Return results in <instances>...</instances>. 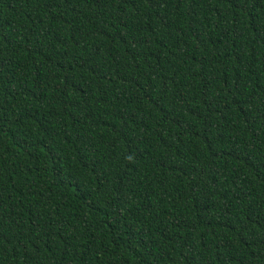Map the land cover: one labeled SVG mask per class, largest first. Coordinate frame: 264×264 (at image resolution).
<instances>
[{
	"label": "trees",
	"instance_id": "obj_1",
	"mask_svg": "<svg viewBox=\"0 0 264 264\" xmlns=\"http://www.w3.org/2000/svg\"><path fill=\"white\" fill-rule=\"evenodd\" d=\"M0 264H264V0H0Z\"/></svg>",
	"mask_w": 264,
	"mask_h": 264
}]
</instances>
